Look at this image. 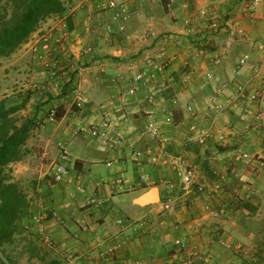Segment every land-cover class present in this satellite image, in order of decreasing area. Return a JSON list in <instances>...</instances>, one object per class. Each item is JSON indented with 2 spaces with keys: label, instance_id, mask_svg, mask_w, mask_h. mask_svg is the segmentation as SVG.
<instances>
[{
  "label": "crops",
  "instance_id": "obj_1",
  "mask_svg": "<svg viewBox=\"0 0 264 264\" xmlns=\"http://www.w3.org/2000/svg\"><path fill=\"white\" fill-rule=\"evenodd\" d=\"M117 1L126 20H114L98 0H64L65 12L44 21L0 69V102L33 107L24 121L37 117L38 124L22 159L8 167L30 200L23 231L32 241L40 239L32 217L44 218L54 243L43 244L47 252L37 254L44 264H198L202 258L211 264H264V167H246L241 157L264 156V127L253 129L264 104L233 99L238 86L255 88V68L261 67L264 78V2L251 13L252 0H186L185 7L175 0ZM215 21L224 29L213 30ZM239 29L242 38L231 33ZM47 31L55 33V51L44 64L30 44ZM164 36L181 40L167 47L173 62L146 69L144 57H157ZM11 81L19 92L5 94ZM25 91L32 92L28 99L19 94ZM77 92L85 98L83 110ZM214 99L222 112L212 108ZM192 126L211 128L215 140L200 147ZM153 127L156 137L148 133ZM220 135L224 142L217 141ZM138 151L159 163L136 160ZM61 152L70 157L69 173L50 184ZM180 157L196 170L200 184H212L218 175L227 181L216 196L182 201L160 227L162 184L173 182L174 195H182L172 169ZM226 204L235 211L219 219L204 212L206 205ZM176 240L188 250L178 251ZM115 244L116 251L102 255ZM66 251L77 259H65Z\"/></svg>",
  "mask_w": 264,
  "mask_h": 264
},
{
  "label": "built area",
  "instance_id": "obj_2",
  "mask_svg": "<svg viewBox=\"0 0 264 264\" xmlns=\"http://www.w3.org/2000/svg\"><path fill=\"white\" fill-rule=\"evenodd\" d=\"M180 6L185 7L186 6V0H175ZM251 5L248 7V12L253 13L254 5H259L264 0H252ZM98 6L100 9L112 11L114 13V20L116 21H122L126 20V9L124 4L119 3L117 0H98ZM202 15L205 16L206 12H202ZM211 28L215 31L223 30L224 27H222L218 22H213L211 25ZM233 35H237L239 38H242L244 36V32L242 29H239L238 31L231 32ZM56 38L55 33L53 31H47L41 33L34 41L30 44V51L33 54V56L39 61L44 64H47V60H49L52 56V54L55 51V47L53 45V40ZM162 47L157 55L156 58L146 55L143 60V65L146 69H164L171 65L173 62V58L168 55L167 47L172 43L181 44V40L176 39L172 36H164L162 39ZM57 43L61 42L60 40H56ZM249 56H245L241 62L239 63V69L237 71V74H239L240 69L245 66L247 61L249 60ZM217 63H220L218 60ZM144 77H146V73L140 74L136 76L135 80L139 81L142 80ZM148 79L150 77H147ZM208 78L211 79L212 76L208 75ZM254 78L257 81V85L253 90H250L248 85H240L235 89V93L233 96V99L237 103H248V104H258L263 105L264 104V78L261 76V67L254 69ZM76 105L79 110H83L86 106V101L81 92L76 93ZM213 106L212 108L215 109L216 112H222L224 110L223 104L219 101V99L213 100ZM148 103L152 104L154 103V98L150 96L148 98ZM255 126H253V129H259L264 127V110L262 108L258 109L257 113L255 114L254 118ZM249 129H251L249 127ZM191 132L193 134L192 140L198 144L200 147L207 145L209 142L214 141L215 137L213 132L211 131V128H203L199 129L197 126L191 127ZM93 136H98L97 131H91ZM150 135L156 137L158 135V128L153 127L148 132ZM218 142H224L225 137L224 135H220L217 138ZM134 157L136 160L146 159L151 164L156 165L159 163V160L156 156L151 155L150 153L146 151H138L134 153ZM241 157L245 163L246 167H249L253 170H255L257 167H264V156H255L247 152H243L241 154ZM69 164H70V157L65 153L61 152L59 155V161L54 167V171L48 176V183H59L62 180H64L68 173H69ZM172 169L176 172L178 180H179V186L180 191L182 195L178 198L174 195V189L175 184L173 182H164L163 188L164 193L160 202V208L158 212V225L160 227H164L165 225V218L177 211L179 209L180 204L182 201L188 202L189 197H201V196H207V197H213L221 192H223L225 183L227 181V176L225 175H218V178L216 181H214L212 184H200L197 178L196 170L189 166L186 161L180 157L177 161H175L172 164ZM143 180L147 179V176L142 177ZM235 211L234 206L230 204L222 205L218 208H214L211 205H206L204 207V212L208 214L211 218L219 219L223 216H225L227 213H233ZM33 223H35L39 229H40V239L41 241L46 244L49 247H54L53 240L46 235L45 233V222L44 218L39 215H35L32 217ZM119 224H123L122 221H119ZM152 232H155L154 229H152ZM218 244L222 247H228V244H226L225 241L219 240ZM175 248H177L178 251H185L188 250L186 244L182 240H176L173 244ZM119 248V244L113 245L108 250H105L103 252V256L107 257L114 251H116ZM64 257L67 260L75 261L77 257L75 255H72L70 252H64ZM192 264V262H187V264ZM198 264H211L208 259H200L198 261Z\"/></svg>",
  "mask_w": 264,
  "mask_h": 264
},
{
  "label": "trees",
  "instance_id": "obj_3",
  "mask_svg": "<svg viewBox=\"0 0 264 264\" xmlns=\"http://www.w3.org/2000/svg\"><path fill=\"white\" fill-rule=\"evenodd\" d=\"M12 7L8 18L7 8L0 11V60L10 57L26 44L40 25L49 18L65 12L64 0H7ZM25 108L7 107L0 102V253L14 242L27 216L30 200L19 182L7 174L10 164L23 157V147L37 127V117L22 124L13 115Z\"/></svg>",
  "mask_w": 264,
  "mask_h": 264
},
{
  "label": "rangeland",
  "instance_id": "obj_4",
  "mask_svg": "<svg viewBox=\"0 0 264 264\" xmlns=\"http://www.w3.org/2000/svg\"><path fill=\"white\" fill-rule=\"evenodd\" d=\"M68 0H65L67 2ZM7 8L8 11V18L11 16L12 13V7L8 6L7 0H0V11L1 13L5 14L3 9ZM5 62L7 60L1 59L0 60V69L5 67ZM9 88L8 93L5 94H11L19 92L18 89H15L16 87H20V85L16 84L13 85V81L9 82ZM29 93V94H28ZM30 93L32 92H20L19 94L23 97H26L27 99L30 97ZM1 98V96H0ZM24 112H18L15 115H13V118L18 121V124H22V122L26 119L27 116H30L32 114V111L34 110L33 107H27L24 108ZM26 116V117H25ZM38 126V124H37ZM7 174L11 175V169H7ZM22 187V186H21ZM23 191L24 186L22 187ZM23 223H21L20 227L22 228L20 232H18L14 238V242L10 246H6L0 253V264H44V260L42 261L39 255L40 252L46 253V248L43 246V242H40V239H36L35 241H32L30 239L29 234H26V231H23ZM40 240V241H39ZM48 262V261H47Z\"/></svg>",
  "mask_w": 264,
  "mask_h": 264
},
{
  "label": "water",
  "instance_id": "obj_5",
  "mask_svg": "<svg viewBox=\"0 0 264 264\" xmlns=\"http://www.w3.org/2000/svg\"><path fill=\"white\" fill-rule=\"evenodd\" d=\"M155 192V191H154ZM140 203H143L144 201L142 199L139 200Z\"/></svg>",
  "mask_w": 264,
  "mask_h": 264
}]
</instances>
